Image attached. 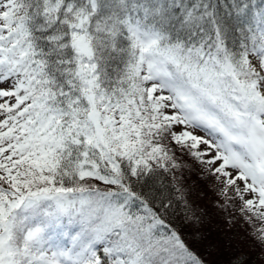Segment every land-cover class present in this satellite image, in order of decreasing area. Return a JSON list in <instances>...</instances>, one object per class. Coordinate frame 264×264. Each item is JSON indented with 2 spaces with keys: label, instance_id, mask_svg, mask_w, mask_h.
Listing matches in <instances>:
<instances>
[{
  "label": "snow or ice",
  "instance_id": "6c2138e0",
  "mask_svg": "<svg viewBox=\"0 0 264 264\" xmlns=\"http://www.w3.org/2000/svg\"><path fill=\"white\" fill-rule=\"evenodd\" d=\"M0 264H264V0H0Z\"/></svg>",
  "mask_w": 264,
  "mask_h": 264
}]
</instances>
